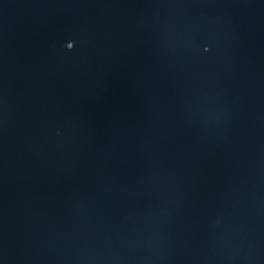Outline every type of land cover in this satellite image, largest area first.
<instances>
[{"label":"water","instance_id":"obj_1","mask_svg":"<svg viewBox=\"0 0 264 264\" xmlns=\"http://www.w3.org/2000/svg\"><path fill=\"white\" fill-rule=\"evenodd\" d=\"M0 264H264V0H0Z\"/></svg>","mask_w":264,"mask_h":264}]
</instances>
